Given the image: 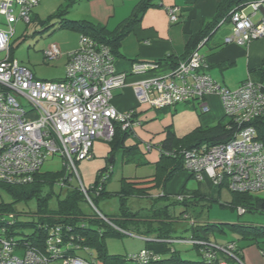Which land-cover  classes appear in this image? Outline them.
<instances>
[{"label":"built area","instance_id":"1","mask_svg":"<svg viewBox=\"0 0 264 264\" xmlns=\"http://www.w3.org/2000/svg\"><path fill=\"white\" fill-rule=\"evenodd\" d=\"M39 2L0 0L3 18L0 22V53H5L0 58V185L31 181L47 157L56 154L74 174L76 162L93 156L94 139H111L114 122H120L122 128L139 124L133 109L119 111L111 104L112 89L124 85V74L115 71L114 56L106 44L80 34L78 46L65 54L66 72L61 80L37 78L29 68L11 58L10 38L14 24L18 20L28 24ZM259 10H262L260 17L252 20ZM177 11L175 6L167 8L171 22L177 20ZM229 21L231 34L224 37L225 43L247 44L263 38L264 0L233 9ZM42 54L46 61L64 55L55 43L47 45ZM207 64L205 57L194 50L169 74L134 83V94L140 103H147L154 109L196 100L202 112L208 109L206 97L217 94L224 116L236 125V131L226 142L185 150L183 167L195 180L208 179L212 184H224L230 191L263 190L264 142L257 138L256 128L251 124L264 113L263 84L246 79L236 89H230L206 72ZM155 66L153 63H134L132 71L142 72ZM143 146L148 152L154 148L150 143ZM80 189L90 200L85 188L80 186ZM177 198L182 199V195ZM98 215L115 227L106 216ZM60 231L59 226L51 227L45 239L46 252L0 240V264H97L94 259L63 253ZM167 241L196 247L204 261L202 264H231L230 260L242 264L234 242L215 245L192 235L187 239L170 238ZM261 253L264 255V250ZM127 257L141 263L157 258L147 247L131 252Z\"/></svg>","mask_w":264,"mask_h":264},{"label":"trees","instance_id":"2","mask_svg":"<svg viewBox=\"0 0 264 264\" xmlns=\"http://www.w3.org/2000/svg\"><path fill=\"white\" fill-rule=\"evenodd\" d=\"M79 1L82 0H63L53 13L49 14L45 19L39 20V23L41 25L57 23L58 28L76 30L79 35L84 34L91 37L94 41L106 44L114 57L120 54L119 49L121 40L132 31V28L137 23H139L145 10L155 5L153 2L154 0H138L127 17L122 19L113 29H108L103 24H97L86 19L68 18L67 14L70 8ZM253 1L256 0H222L213 18L206 21L198 32L192 34L188 38L183 54L175 57L169 55L166 57V60H169L174 68L180 61L186 60L191 53L198 48V44L202 41L208 44L212 49L221 47L223 43L227 44L224 42V37L231 34V23L229 21L230 12L235 8L246 6ZM36 19L35 16L31 15L30 21ZM228 23L230 24V33H226L223 36V42L214 40L209 43L217 30ZM259 39H264V37ZM11 53L10 45V56L14 58ZM260 67L264 75V60L261 62ZM251 69L252 68H250V70ZM260 83H262L264 87V82L261 81ZM187 103L189 102H186V104ZM176 105L177 104L174 106ZM134 116L136 119V114H134ZM251 124L256 128L257 138L264 142V113L255 118ZM113 127V136L108 140L111 151L121 152L123 156L127 153L125 161L133 159L134 154L138 153L137 147H139L141 141L135 139L133 144L128 145L126 144L127 139L131 137L136 138L133 129L130 127L122 128L120 122H114ZM235 131L236 125L226 116H223L221 120L213 125H198L181 136L175 134L170 128H166L164 138L158 144H152L159 152L154 174L131 179H129V177H123V184L120 190L116 192L120 202L119 212L113 217L107 218L115 227L122 229L125 233L98 217L97 214L89 215L83 211L80 203L87 200V198L80 189V186L71 185L72 173L69 172L64 165L59 172H44L39 169L34 173L32 180L26 183L1 184L0 189L10 197V200H0V240H9L18 247L32 246L39 251L46 252L44 249L45 239L51 227L59 226L61 229L60 234L63 238V253L78 255L75 253L77 248L86 250L88 246L95 247L98 251L96 256L89 254L90 256L84 257L96 260L97 264H202L204 261L201 259L198 261L181 260L180 251L170 247V242L167 241V239L175 238L171 237L169 234L173 223L160 220L166 217L167 204L161 207H157L156 204L160 200H170L172 203L176 202L184 206H194L197 205L198 200L211 197L208 196V194H200L198 190L191 191L185 185L175 194L166 192L164 188L166 183L171 180L177 171L185 170L183 167V152L185 150L226 142L232 138ZM146 162L147 161H143L142 163ZM104 170L106 174H103L104 172L101 170L98 171L96 179L91 183L90 187H84L92 203L100 197H107L109 195L107 183L112 170L108 168V166L105 167ZM189 177L194 178L190 173ZM202 181L206 182L212 190L218 193L220 192L221 184H212L208 179ZM198 182L201 183V181ZM56 184L60 189L65 188V193L62 198H60V193H55L53 190ZM153 188L161 189L158 195L154 196L151 194L150 189ZM231 193L232 200L228 205L236 209L238 215L247 212L264 213V197L256 195L255 192L231 191ZM53 194L57 196V202L56 206L51 208L48 205V200ZM177 195H182V199H178ZM128 196L151 197V207L148 208L145 213H141V211H131L126 205ZM33 198L35 200L34 210H27L24 207L17 208L18 203H27L28 200ZM239 209H241L242 212L239 213ZM184 213L185 211H181L179 214V216L183 215L182 220L188 219V216ZM22 215H27L30 218L21 219ZM104 216L106 215L104 214ZM94 225L102 226L104 229L100 230L99 228H94ZM228 225L230 229L239 232L242 235L241 238L246 240L248 244L258 242L259 237H264V226L262 225L243 224L240 222ZM188 226L192 231V236L203 238L207 241H210L207 237L208 230L212 227H216L214 224L198 225L195 221H190ZM21 228H32V232L26 234L18 230ZM129 231L140 236L144 235L143 237L148 238H150V234H153L151 238L156 240H147L146 242L152 244H150V246L145 245V247L149 249L152 247L151 250L155 249L153 251L156 253V260H150L148 263H141L131 260L125 255H112L107 253L104 237L109 234L123 236ZM179 238L181 239V237ZM227 242H234L236 253L242 257L243 247L235 243L234 240H229ZM194 248L199 254L197 248ZM261 250L263 251L264 249ZM164 253H169V257H162Z\"/></svg>","mask_w":264,"mask_h":264},{"label":"rangeland","instance_id":"3","mask_svg":"<svg viewBox=\"0 0 264 264\" xmlns=\"http://www.w3.org/2000/svg\"><path fill=\"white\" fill-rule=\"evenodd\" d=\"M61 0H41L34 11L38 14L40 19H43L46 15L54 12L58 7ZM112 4H117L119 0H106ZM121 2V1H120ZM119 2V3H120ZM124 2V1H123ZM122 7L117 8L116 12L120 13L123 10ZM89 5L87 2H77L69 10L67 17L70 19H80L83 14L89 13ZM0 22L2 17L0 16ZM113 26V25H110ZM14 33L10 38L11 54L12 57L17 59L20 65L29 68L33 74L40 79L46 80H61L65 76V63L66 53L76 47L78 42L79 33L76 30L68 28H58V24H44L41 25L38 21H30L25 24L23 21L18 20L14 24ZM230 24L221 26L212 38V41L223 38L226 33H230ZM51 42H56L62 56L58 59L45 61L42 50L49 45ZM262 47L264 51V39H259L254 42ZM262 53L264 54V52ZM5 56L4 52L0 53V58ZM264 56V55H263ZM216 77L217 73H213ZM187 111H182L183 109ZM177 111L173 112L174 126L171 129L176 132L178 136H181L193 127H188V122L191 117V110L195 111L192 105H183L182 103L177 104ZM199 110V109H198ZM187 119V120H186ZM191 124V123H190ZM131 139V138H130ZM133 140V139H132ZM134 142V141H133ZM151 144V143H150ZM144 142L139 143L137 152L134 154L133 159L125 161L127 153L123 156L121 152L111 151L110 143L108 140L103 138L94 139L92 145L93 156L87 159H81L75 164L76 172L71 176V185L83 186L89 188L91 183L96 179L98 171L104 172V168L108 166L111 168V175L107 183V190L109 195L107 197H100L95 202L85 200L80 203L83 211L89 215L102 214L106 217H113L119 212V196L116 194L123 184L122 178H140L151 174L156 171V162H149L146 155L150 154V151H145ZM155 149L151 150L152 154H155ZM133 153V152H132ZM147 161L146 163H142ZM63 168L62 159L56 154L48 156L43 162L40 170L44 172H59ZM184 174L186 177L184 178ZM189 173L187 170H179L165 185V191L171 194L179 192L186 183V187L191 191L198 190L200 194H208V198L198 200L197 205L184 206L181 203H172L170 200L157 202V207H161L167 204V213L164 220L172 224L170 236L175 238H189L192 235V231L189 228L190 221H195L198 225L203 224H214L216 227H212L208 230V239L212 244L224 245L229 240H234L235 243L243 247L242 251V264H264V255L261 253V249H264V237H259L258 242L248 244V242L242 239V235L229 228L228 224L232 223H243V224H254L264 226V213L259 212H247L242 215H238L236 209L231 208L228 203L232 200L231 191L222 184L220 192L214 191L210 186L201 181L199 183L194 178H188ZM187 178V180H185ZM55 193H60V198L65 193V188H61L56 184L53 188ZM161 189H150L151 194L156 196L159 194ZM256 195L264 197V189L255 192ZM10 200V197L0 189V200ZM172 199V198H171ZM57 196L55 194L48 200L49 207L53 208L56 206ZM151 197H136L128 196L126 199V205L131 211H141L145 213L148 208L151 207ZM26 208L27 210H34L35 200L30 199L27 203H18L17 208ZM181 211H185V215L188 219L182 220L183 215L179 216ZM99 217V215H98ZM30 218L27 215H22L21 219ZM94 228L103 230L104 227L94 225ZM26 234L32 232V228H21L18 229ZM1 232V229H0ZM125 233V232H123ZM144 235L140 236L136 233L129 231L123 236L106 235L104 237V244L108 254L127 256L131 252H135L145 245L152 243L146 242L147 240L141 239ZM149 237H153L150 234ZM170 247L180 251L181 260H193L198 261L201 256L197 253L196 249L189 243L176 244L174 242L169 243ZM152 249V247H151ZM155 250V249H153ZM75 253L82 256H90L92 254L96 256L98 253L95 247H89L84 249L77 248ZM162 257H169V253L162 254ZM99 261V259H98ZM231 264H239L235 260H230Z\"/></svg>","mask_w":264,"mask_h":264},{"label":"crops","instance_id":"4","mask_svg":"<svg viewBox=\"0 0 264 264\" xmlns=\"http://www.w3.org/2000/svg\"><path fill=\"white\" fill-rule=\"evenodd\" d=\"M84 1L88 3L90 12L83 14L80 19L103 24L108 29H113L130 14L138 0H119L121 2L117 4L105 2L106 0H82L79 2ZM221 1L154 0L155 5L145 10L139 23L121 40L120 54L114 57L113 65L116 72L124 74V85L112 89L111 104L119 111L133 109L136 119L139 120V124L132 128L136 138L127 139L126 144H133L135 139H139L141 142L156 145L164 138L165 129H171L175 125L172 114L177 111V105L154 109L147 103H140L134 94L132 85L151 76L169 74L173 67L171 62L166 60V57L169 55L175 57L183 54L188 38L198 32L206 21L213 18ZM62 2L63 0L60 1L58 6ZM122 4H124L123 10L117 13L116 9L122 7ZM172 6L178 7V18L174 22L169 20L167 13V8ZM245 10L248 11L249 9L246 8ZM261 14L262 10H259L252 16V20L258 19ZM31 15L37 18L34 21L39 22V20L45 19L49 14L40 19L33 10ZM1 26L4 27V24ZM219 40L222 41V38ZM254 42L256 41L253 40L247 44L223 43L221 47L212 49L202 41L198 44L196 50L206 57L208 63L206 72L213 79L230 89H236L247 78L254 82H264V75L260 67L261 62L264 60V54L262 53V47L254 44ZM51 43L57 44L56 42ZM76 47L71 48L69 51ZM134 63H153L156 66L142 72H134L132 71ZM250 68L252 69L250 70ZM213 73H217L218 77ZM206 102L208 109L205 112L200 110L199 103L196 100L187 104L182 103L183 105H192L195 110L190 111L191 117H188L190 119L188 127L213 125L223 118L222 105L217 94H209L206 97ZM182 111L187 110L183 109ZM153 149L156 150V148ZM154 153L152 154L150 151V154L146 155L149 162L158 160V150ZM185 177L186 175L184 174ZM183 185H186V183Z\"/></svg>","mask_w":264,"mask_h":264}]
</instances>
